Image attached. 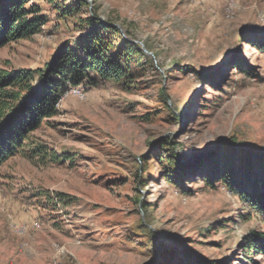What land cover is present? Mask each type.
Here are the masks:
<instances>
[{
    "label": "rangeland",
    "instance_id": "obj_1",
    "mask_svg": "<svg viewBox=\"0 0 264 264\" xmlns=\"http://www.w3.org/2000/svg\"><path fill=\"white\" fill-rule=\"evenodd\" d=\"M28 5L47 24L0 69H43L93 15L152 56L132 85L70 89L0 169V264H264V224L218 180L264 187V0Z\"/></svg>",
    "mask_w": 264,
    "mask_h": 264
},
{
    "label": "trees",
    "instance_id": "obj_2",
    "mask_svg": "<svg viewBox=\"0 0 264 264\" xmlns=\"http://www.w3.org/2000/svg\"><path fill=\"white\" fill-rule=\"evenodd\" d=\"M29 2L0 3V48L32 38L47 24L41 9L28 5ZM82 22L86 35L75 47L64 44L43 69L14 72L0 69V169L24 152L30 135L45 120L58 114L60 101L70 89L86 80L118 85L134 83L136 65L147 58L140 46L123 38L112 22H102L95 15ZM254 46L264 52V42ZM218 180L264 224V187L259 188L257 181H249L248 174L244 181H238L229 170ZM245 246L247 252L264 260V234L252 235Z\"/></svg>",
    "mask_w": 264,
    "mask_h": 264
},
{
    "label": "water",
    "instance_id": "obj_3",
    "mask_svg": "<svg viewBox=\"0 0 264 264\" xmlns=\"http://www.w3.org/2000/svg\"><path fill=\"white\" fill-rule=\"evenodd\" d=\"M141 46H142V49H143V51L146 53V54H148V55H150V56H152V54L151 53H149L145 48H144V46L141 44Z\"/></svg>",
    "mask_w": 264,
    "mask_h": 264
}]
</instances>
